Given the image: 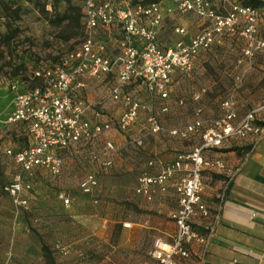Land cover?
<instances>
[{
  "label": "built area",
  "instance_id": "obj_1",
  "mask_svg": "<svg viewBox=\"0 0 264 264\" xmlns=\"http://www.w3.org/2000/svg\"><path fill=\"white\" fill-rule=\"evenodd\" d=\"M222 12L210 0H165L132 2L131 0H81V38L77 46L61 54L52 67L34 70L40 86L26 89L12 80L13 109L5 122L22 123L26 127L28 144L6 153L17 170L4 186L13 205L27 209L28 194L36 191L41 174L51 178L59 175L63 159L59 150L68 149L107 132L110 124L101 119L99 112L89 102L76 98L83 86L82 79L101 80L113 75L107 97L119 106L114 122L125 131L140 114H145L149 134L162 130L150 101L158 102V110L168 109V85L174 72L191 69L200 52L210 49L221 36L237 35L245 45L241 58L249 62L264 48V40L257 37L258 8L240 4L235 0H221ZM167 14H191L200 20V29L189 35L182 26L173 31L177 39L166 46L157 43V30ZM240 75L234 79L239 81ZM129 88V89H128ZM143 91L146 100L134 93ZM199 92L192 94L197 101ZM176 104H181L178 99ZM264 111V102L238 113L233 93L219 101V115L204 119L201 108H194L193 117L180 127L167 130L171 138L183 140L197 136L198 142L186 151L176 152L169 160H145L140 168L132 193L151 201L155 195L171 192L175 207L167 212L173 224L168 239L157 236L148 251L150 261L139 264H176V259L188 255L191 243L204 244L207 234L198 233L192 225L195 216L205 218L208 209L201 199V173L206 168L220 169L221 160L209 158L206 152L218 148L230 138L254 136L264 132V122L258 117ZM136 146L142 144L140 136L132 139ZM55 149V152H53ZM116 148L105 139L98 152L103 168L112 164ZM92 155L91 158H96ZM98 180L94 172H85L77 182L81 194L97 202ZM55 198L67 206L70 197L58 190ZM126 226V225H125ZM61 250L64 247L61 246Z\"/></svg>",
  "mask_w": 264,
  "mask_h": 264
},
{
  "label": "rangeland",
  "instance_id": "obj_2",
  "mask_svg": "<svg viewBox=\"0 0 264 264\" xmlns=\"http://www.w3.org/2000/svg\"><path fill=\"white\" fill-rule=\"evenodd\" d=\"M210 1L219 12L223 11L221 0ZM259 1L264 5V0ZM237 2L241 3V0ZM80 4L81 0H0V264H46L42 245L48 247L55 264H139L150 261L149 249L143 245L142 231L138 235L139 244L132 246L129 244L132 237L126 233L129 230H150L153 237L154 227L168 219L165 210H156L157 198L145 203L132 193L136 176L146 158L155 156L167 161L174 153L187 150L197 142L196 138L177 140L167 135L168 129L191 120L194 108H201L202 118H214L219 115V101L229 93L241 98L245 93H253L248 89L243 91L246 87L243 77L238 84L229 72L232 70L231 58L240 57L245 45L244 40L235 34L221 36L219 43L200 52L190 70L172 73L167 111L160 112L158 102L150 101L162 127L157 134L147 132L145 114H140L125 131L116 128L114 119L119 106L107 97L113 75L101 80L82 79L83 86L75 92L76 98L95 106L101 119L109 122L110 129L72 148L58 151L64 158L59 175L51 178L41 174L36 191L28 194L29 207H15L4 191V186L17 170L6 150L27 145L28 135L24 124L5 122L13 109L9 84L14 80L26 89L40 86L41 81L34 77V70L54 66L61 54L77 46L82 31ZM261 16L264 14L259 18ZM195 24L200 29V20L191 14L164 15L158 32L160 47L175 40L177 34L173 29L176 26L184 27L191 35ZM7 34L13 36L9 46L2 42ZM258 35L264 39L263 32ZM261 52L263 50L255 55ZM19 65L22 68L14 74ZM262 88V95L255 99L264 97V80ZM195 92L200 93L197 101L192 100ZM134 94L147 99L139 89ZM178 99L182 100L181 104L175 103ZM246 109L248 104L240 111ZM133 136L141 137L140 146L130 142L129 137ZM105 139L111 140L116 147L110 167L103 168L86 159L66 161L73 150L98 152ZM87 170H92L98 180L96 203L77 189L78 180ZM58 190L70 197L67 206L55 198Z\"/></svg>",
  "mask_w": 264,
  "mask_h": 264
},
{
  "label": "crops",
  "instance_id": "obj_3",
  "mask_svg": "<svg viewBox=\"0 0 264 264\" xmlns=\"http://www.w3.org/2000/svg\"><path fill=\"white\" fill-rule=\"evenodd\" d=\"M260 14H264V9L260 11ZM258 22L257 37L261 38L258 34L260 31L264 34V17L261 16ZM197 25L192 26L193 33L199 29L195 27ZM158 32L159 29L156 39L160 46ZM219 42L217 39L214 43ZM262 50L263 52L253 56L249 62L244 61L241 56L230 60L232 70L229 72L233 74V79L236 74L240 75L239 81L234 79L235 82L241 83L243 77L246 86L243 91L248 89L253 92L245 93L243 98L233 93L240 114L247 110L240 111L243 105L248 104L249 109L264 102V97L261 100L255 99L256 96L262 95L263 90L264 48ZM258 120L264 122V111L260 113ZM136 137L138 136L129 137L130 142L133 143L132 139ZM194 138L198 142L197 136L183 140ZM195 144L188 147L187 150ZM152 150L155 151L154 148ZM98 152L86 149L73 150L69 153L70 156L66 158V161H70L72 158L86 159L88 162L100 164ZM92 155L97 157L93 159ZM206 155L209 158L221 160L223 164L220 169L206 168L201 173V199L207 206L208 215L205 218L193 217L192 225L198 233L207 234L206 242L204 244L191 243L188 246V255L177 258L176 264H264V132L259 137L230 138L218 148L206 152ZM148 158L164 161L155 156ZM62 159L63 167L64 158ZM87 171L93 172L92 170ZM135 197L145 203H150L157 198L156 210H165L166 215L169 210L175 207V198L171 192L155 195L149 202ZM160 223V226L154 227L153 237H151L150 230L127 231L126 233L132 237L129 244L131 246L139 244L138 235L141 231L143 245L146 249L151 248L153 239L157 236L168 239L173 231V224L169 219Z\"/></svg>",
  "mask_w": 264,
  "mask_h": 264
},
{
  "label": "trees",
  "instance_id": "obj_4",
  "mask_svg": "<svg viewBox=\"0 0 264 264\" xmlns=\"http://www.w3.org/2000/svg\"><path fill=\"white\" fill-rule=\"evenodd\" d=\"M235 1H237V0H235ZM132 2H138V1L132 0ZM139 2H143V1H139ZM147 2H155V1H145L143 3H147ZM241 3L244 4V5H249L250 4V5L258 8L259 11H261L262 9H264V5L259 0H241ZM247 3H249V4H247ZM79 18H80V16H79ZM12 37H13L12 35L7 34V35H5L3 37L2 42L4 44H6V46H9ZM21 68H22V65L17 66V68H15L16 71L14 72V74H17V70H19ZM41 250H42V253H43V257L45 259V263L46 264H55V262L53 261V258L51 256V253H50L48 247L45 246V245H42Z\"/></svg>",
  "mask_w": 264,
  "mask_h": 264
}]
</instances>
